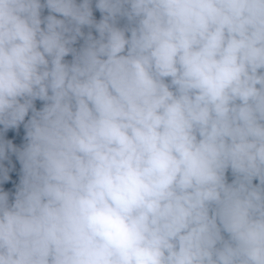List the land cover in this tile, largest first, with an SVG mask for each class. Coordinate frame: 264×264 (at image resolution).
Masks as SVG:
<instances>
[{"label":"clouds","instance_id":"clouds-1","mask_svg":"<svg viewBox=\"0 0 264 264\" xmlns=\"http://www.w3.org/2000/svg\"><path fill=\"white\" fill-rule=\"evenodd\" d=\"M0 264H264V0H0Z\"/></svg>","mask_w":264,"mask_h":264}]
</instances>
